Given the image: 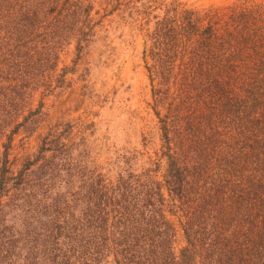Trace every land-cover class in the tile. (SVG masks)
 <instances>
[{
    "label": "trees",
    "instance_id": "1",
    "mask_svg": "<svg viewBox=\"0 0 264 264\" xmlns=\"http://www.w3.org/2000/svg\"><path fill=\"white\" fill-rule=\"evenodd\" d=\"M110 1L131 27L145 19L152 82L168 85L179 69L178 103L168 102L171 113L160 120L166 148L143 172L112 185L70 161L48 163L37 182L23 177L19 190L31 187L22 200H36L34 215L15 243L0 228V263L264 264V6L203 17L186 10L180 19L176 6L151 9L162 0ZM94 15L92 0H0V203L25 99L67 86L72 71L58 72L59 57L72 42L80 56L93 41ZM52 167L80 179L64 202L77 205L67 203L74 210L62 223L50 221V195L42 194ZM167 196L186 238L179 253Z\"/></svg>",
    "mask_w": 264,
    "mask_h": 264
},
{
    "label": "rangeland",
    "instance_id": "2",
    "mask_svg": "<svg viewBox=\"0 0 264 264\" xmlns=\"http://www.w3.org/2000/svg\"><path fill=\"white\" fill-rule=\"evenodd\" d=\"M92 1L95 38L80 56L76 42H72L59 57L58 72L66 68L72 71L66 78L67 86L47 91L46 95L44 90L35 89L33 96L25 99L17 120L23 123L11 143L6 191L0 203V228L7 230L13 243L19 234L27 233L25 222L32 221L30 215H34L36 205L32 197L22 200V194L31 189L26 185L19 190L23 177L30 183L37 182L48 163L66 166L78 162L88 166L86 177L98 172L112 185L117 183L119 175L143 172L152 162L158 161L166 148L160 120H166L171 113L168 102L178 103L176 91L179 87L175 84V76L179 69L175 70L173 82L168 85H163L156 77L152 82L146 68L151 63L150 58L143 56L145 19L131 27V19L123 8L115 9L110 0ZM167 5L176 6L181 19L186 10L202 17L218 11L228 14L233 9L251 5L264 6V0H162L155 1L151 9L156 11ZM51 169L46 174L49 183L42 194L48 192L50 195L53 213L50 221L54 218V222L62 223L70 218L69 211L74 210L65 207L67 203L77 205L75 199L64 202L77 190L80 179L78 176L69 180L70 176L60 171V167ZM52 171H59L53 181ZM164 173L165 167L161 164L159 177ZM38 198L41 199V193ZM53 204L60 207L56 215ZM165 211L175 228L174 247L179 253L186 245V238L181 217L175 213L168 196ZM36 244L35 241V247ZM13 255L11 252L8 261H13Z\"/></svg>",
    "mask_w": 264,
    "mask_h": 264
}]
</instances>
